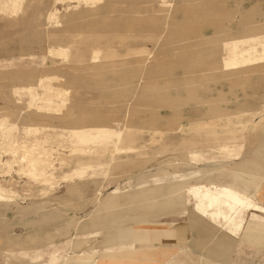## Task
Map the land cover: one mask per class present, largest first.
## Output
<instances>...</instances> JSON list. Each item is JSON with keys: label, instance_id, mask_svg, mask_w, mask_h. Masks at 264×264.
<instances>
[{"label": "rangeland", "instance_id": "1", "mask_svg": "<svg viewBox=\"0 0 264 264\" xmlns=\"http://www.w3.org/2000/svg\"><path fill=\"white\" fill-rule=\"evenodd\" d=\"M54 10L58 27L41 19ZM22 11L18 20L0 13V110L12 112L20 131L41 128L38 117L20 114L26 107L11 89L23 82L7 75L50 73L46 46L69 50V64L52 71L72 92L64 120L47 121L38 134H12L66 152L52 154L63 165L39 181L21 174L23 165L0 168V264H264V215L244 212L234 229L201 219L193 200L176 197L200 183L204 164L201 153L180 145L183 138L202 142L215 133L216 145L202 150L229 172L242 162L243 137L264 130V0H105L95 10L27 0ZM93 51L100 59L94 64ZM27 99L20 95L23 104ZM69 147L90 153L70 155ZM114 147L127 150L115 158L127 159L114 161ZM259 200L264 205V186ZM171 219L193 240L163 245L156 258L122 254L121 244L131 240L135 249L153 246L148 229L140 228L136 241V226ZM190 219L197 223L191 233ZM103 238L113 250H101ZM212 251L215 261L202 256Z\"/></svg>", "mask_w": 264, "mask_h": 264}, {"label": "crops", "instance_id": "2", "mask_svg": "<svg viewBox=\"0 0 264 264\" xmlns=\"http://www.w3.org/2000/svg\"><path fill=\"white\" fill-rule=\"evenodd\" d=\"M16 3L14 6L10 5L11 0H0V13L3 16H6L7 18H15L16 20H18L20 18V16L23 14V3H25L27 0H15ZM59 1V2H57ZM67 0H53V5L55 4H62L63 2H65ZM105 0H103L102 2L96 4L95 8H93L92 10H95L99 5H103V2ZM132 1H137V2H143L145 0H132ZM158 1V0H157ZM69 2V1H68ZM22 8V9H21ZM21 9V12L19 14H17V12H19ZM67 10H69V6L67 7ZM17 14V16H15ZM58 11L54 10L53 12H49L47 13L45 16H43V18L46 20L47 23H52L53 21H55L56 23V27H58ZM51 15H53V18H55V20H51ZM15 16V17H13ZM58 50H61L64 54H58ZM97 53L98 56V51H93L90 55V60L88 61V63H96L99 62L100 59L97 58L96 56V60H94V55ZM44 54H45V58L48 59V61H50V66L52 67V70L55 71L57 69V67H64L62 64L64 62H66L67 64H69V50L67 48H60V47H52V46H46L44 49ZM80 61H78V66ZM77 63L75 64H71L70 68H75ZM44 73V74H40L39 71H35V72H28V71H17V72H13L9 75H7L8 80H10L11 82H23V86H13L12 87V92L14 96H17L18 99H16V104L18 105H23L24 107H26V111L22 110L20 112V114H23L25 112H29L32 116L30 117H34L33 115H35L36 117H38V119L41 121V128L39 127H32L29 125H26L24 128L21 129V131L19 130V125L15 122V121H11L9 118H11L12 116V112L11 111H6V110H0V123L2 124H7L10 125L11 123L14 124V129L12 131V134L14 131H20L21 133L25 134V133H32V134H38L42 128L45 127V123L47 121H52V120H64V118H62L63 113L69 115L70 110H69V102L70 99L68 97V100L65 104V109L62 113H58L53 111L52 108H50V110H39L37 109L38 106L41 105H37L36 104L34 106H30V102H31V96L32 93L26 91L29 88H33V89H38L39 84L44 80V78L47 79H55L52 82H50V86L52 88L55 89H68L65 88L63 89V85L61 84V82L63 81L60 77H58L55 73H53V71ZM57 84V85H56ZM42 91V88L40 89ZM70 90V89H69ZM71 91V90H70ZM21 94H27L28 96V101L25 102V104H23L20 100V95ZM52 109V110H51ZM31 110H33L34 112H32ZM24 111V112H23ZM52 112L53 114L49 113ZM50 114V115H48ZM61 117V118H59ZM33 129L29 130V129ZM46 129V128H45ZM49 129V128H48ZM43 130V129H42ZM48 132H55L54 128H50L48 130ZM251 134L253 135L252 138H248V135ZM203 138L204 139L202 142L200 141V138H183L181 141L180 145H183L184 143L186 144V146L190 143H196V150H201V154L197 155V160L202 159L204 161V164L202 163V167L198 168V174H197V178L199 179L198 181L200 183L197 184H193L191 186L194 185H206L209 186V184H213V185H218V186H227V187H232L242 193H244L246 196H253L256 199V201L259 203V196L261 195V189L264 186V130L260 129L259 132H254V133H248L247 135H245L243 137V145L242 147H244V144L247 143L248 145L246 146V148L243 150V157L241 158L240 164L237 167H233L230 168L229 172L226 171H221L218 170L215 164H212L211 160L214 161V158H212L209 155H205L203 150L204 148L208 147V146H212V145H216V138H214L216 135L215 133H205L203 134ZM206 136V137H205ZM5 137L6 134H4V132H0V147H3L4 149L0 152V158H1V165L0 168H8L7 165H4V163L6 161L11 160L10 155L8 154V152H6L5 149ZM235 139V138H234ZM36 140H42V141H46L42 138H34L32 141H28V140H14L12 137V141L15 142H23V141H27L28 143H33ZM184 140V141H183ZM194 140V141H193ZM240 141V140H239ZM48 142V141H47ZM230 142V141H229ZM231 142H233L231 140ZM236 141H234L235 143ZM49 144V143H48ZM184 144V145H185ZM202 145V146H199ZM206 145V146H205ZM53 146V145H51ZM55 147V146H54ZM59 147H64L63 145L59 146ZM117 148V147H114ZM186 148V147H185ZM113 149V148H112ZM232 151V150H229ZM6 158L5 160L3 158ZM123 159V158H120ZM209 164H205L208 163ZM56 165H59L58 162L54 163V167L56 169ZM63 165V164H62ZM61 166V165H59ZM1 172V171H0ZM56 172V170H55ZM243 176L245 178H243ZM254 184L255 187H254ZM250 188H254L253 192L248 194V190ZM260 204V203H259ZM262 205V204H261ZM264 207V205H262ZM176 216V215H173ZM172 216V217H173ZM169 217V216H167ZM173 219V218H172ZM172 219L170 220V222H172V224L168 225V223L170 222H165V223H155L152 222V226L151 227H147V225H149L148 223H142L139 226H136L135 229V235L134 238L136 239V241L140 240V235H138V231H140V228L143 229H148L149 233L150 231H152L149 236L147 237L149 242H152L151 244H153L152 247L150 248H134L135 245L139 246V243H135L133 240L130 241V243H125V244H121L120 246V250L122 252V254H124L125 256H133L134 258H136V260H138V258H141V255L144 254V257L149 256L152 258H156L155 255L157 253H161L163 251H165L167 249V247H164L163 245H180V244H186L187 242H189L191 239V234L189 235V230L183 226V225H179L176 224L177 221H172ZM191 222L186 223L189 226L190 229V233L192 232V230L196 228L197 223L195 221H193L192 219H190ZM207 221V220H206ZM157 227H159V229H156ZM162 228V229H160ZM156 231V232H153ZM103 241L101 242L102 244V249L101 250H106L109 251L110 249L114 248V246L112 247L110 244H106L108 243V241L106 239H102ZM207 240H209V238H207ZM145 245H149L144 244ZM158 245V246H155ZM117 247V246H116ZM149 247V246H147ZM118 248V247H117ZM147 254V255H146ZM218 255L217 252L212 251V253H208V256H204L202 255L204 258H207L209 261L213 260L215 261L212 256L213 255ZM131 259V258H130ZM130 259H125L122 260L123 262L126 260ZM145 262H147V264L151 261L146 260ZM217 262V261H216ZM110 264V263H109ZM123 264V263H121ZM223 264H226V261H224Z\"/></svg>", "mask_w": 264, "mask_h": 264}, {"label": "bare ground", "instance_id": "3", "mask_svg": "<svg viewBox=\"0 0 264 264\" xmlns=\"http://www.w3.org/2000/svg\"><path fill=\"white\" fill-rule=\"evenodd\" d=\"M67 1L76 2L78 4L80 3L82 5H85L86 7H89L90 9H93L95 8L96 4L102 2L103 0H67ZM158 1L161 2L162 4L168 3V0H158ZM15 3H16L15 0H11L10 5L14 6ZM51 18H52L51 20H55V18H53V15H51ZM57 52L58 54H64L61 50H58ZM96 56L97 53L93 57L94 60L97 59ZM53 80L44 78V80L39 84L40 88L38 89L29 88L26 90L32 93L30 106H34L35 104L37 106L39 104L41 105L37 107V109L39 110L41 109L50 110V108H52L53 111L58 113H62L64 111L65 104L72 91H70L69 89L58 90L52 88L50 86V82H52ZM41 88H42L41 94H38L37 91L40 90ZM13 129H14V124L12 123L10 125L7 124L4 125L0 123V132H4V134H6L5 149L6 152H8V154L11 157L10 162L6 161L4 165H7L9 170H14V168H16L19 164L23 165L21 174L28 173L29 174L28 176L34 178L35 181L41 180L47 174V172L49 174L55 173L56 169L54 167V163L56 162V160L52 157V154L56 153L57 155V152L60 151V149L61 151L66 152L65 148L64 147L55 148L54 146L48 144L47 140L46 141L36 140L33 143H28L27 141L26 142L12 141ZM29 130L34 131L31 128ZM187 147H192L190 148V153H189L190 155H196L200 153L199 152L200 150L195 149L196 147L195 142L192 144L189 143L186 146V148ZM240 147H242V145H240ZM225 149L226 148H223L222 150ZM67 151L69 152L70 155L84 156L85 154L90 153V150L85 151L83 149L76 147H69ZM126 151L127 150L123 148H113L110 151L111 158H113L114 161H117V159H120L122 157L115 158V155L124 154L126 153ZM123 159H127V158H123ZM1 163L2 161H0V165ZM62 164H63L62 162H59V165ZM184 195H186L191 200H193L192 209L195 215H197L201 219L208 221L211 220L213 222L229 223L234 229H238L241 226L240 218L244 212L247 213L251 212V213H257L259 215H264V207L256 201L254 195L250 197L246 196L244 193L230 186L229 187L224 185L218 186L213 184H209V186L194 185V186H190L189 188L180 190L178 191V193H176V197L180 201L183 200ZM110 222L111 221L108 220L104 221L99 231L104 229L105 227H108ZM170 224H172V222L168 223V225ZM99 231L94 232L93 235L94 236L98 235ZM85 243L86 241H83L81 242V244L75 245V248H80Z\"/></svg>", "mask_w": 264, "mask_h": 264}]
</instances>
